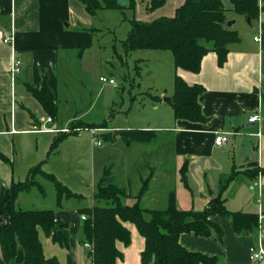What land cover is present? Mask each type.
Masks as SVG:
<instances>
[{
  "label": "crops",
  "instance_id": "1",
  "mask_svg": "<svg viewBox=\"0 0 264 264\" xmlns=\"http://www.w3.org/2000/svg\"><path fill=\"white\" fill-rule=\"evenodd\" d=\"M185 1L165 0L155 9L157 11L147 14L148 2L133 0L134 9L130 10L127 8L130 1L124 0L123 9L112 11H136L137 19L133 15L132 19L151 23L173 17ZM257 1L260 8L258 18L249 24L244 16L233 12L229 0H222L226 23L234 21L230 27H225L235 31L239 38L237 43L227 46V57L222 67L218 66L217 55L212 51L201 59L198 73L175 69L172 58L171 91L165 89L152 97L157 102L156 111L162 108L157 106L169 103L171 113L165 111L166 118L165 114L160 116L165 120L159 126L152 128L146 124L145 128L137 130L150 131L153 135L149 142H136L144 147L140 148L142 157L140 154L138 165H134L138 166L134 186L129 182L118 184L111 175L114 184L123 191L119 200L121 205H133L147 181L146 190L138 201L142 210L164 211L173 194L178 210L201 212L209 200L219 194L222 177L235 174L220 196L229 212L255 215L257 226L250 232L236 233L230 220L213 215L209 221L217 230L210 229L208 235L181 234L178 239L186 251L216 257L221 264H252L249 249L260 247L264 250V0ZM139 6L145 9V13ZM227 12L233 15L226 16ZM96 15L89 16L81 0H0V154L7 159L6 162L0 159V209L13 185L28 183L31 168H39L42 173L54 177L42 170L48 166L49 157L56 156L70 138L78 136L80 130L88 129L80 128L81 124L77 123L82 122L76 120L70 122L68 128L54 125L59 95L63 93L61 85L66 82L67 73L71 72L72 56L91 47V36L103 33L102 29L88 26ZM132 19L128 20L129 23ZM6 36L11 37L9 43L3 42ZM13 61L20 62V71L15 77L10 72ZM137 62L140 65L138 70L135 69L142 73L143 60L138 58ZM175 75L188 86L203 88L197 102L205 121L175 118L170 104ZM44 82L56 106L54 117L46 113L28 90L29 87L40 90ZM252 117L257 120L249 122ZM71 126L78 127L79 132L64 136L56 149L50 151L53 141L61 136V132H68ZM92 127L97 130L96 139L99 130L106 137L113 131L106 124ZM118 131L121 130L115 129V134ZM223 134L227 135V142L221 147L215 146V137ZM91 145L99 146L93 144L92 136ZM183 165H186L185 183L181 177ZM31 179L36 185L19 192L14 202L15 209L51 210L56 220L67 224L68 230L67 247L64 248L39 230L44 258H53L58 264H91L89 249L79 239L83 215H79L78 207L66 208L73 197L63 195L59 203L54 187V205L53 200H47L41 187L42 180H49L40 173ZM33 189L39 195H30ZM94 201L96 205L91 207L110 204ZM19 204L25 208H20ZM4 223L0 215V227ZM122 225L130 233V242L128 245L116 243L121 255L115 264H141L145 240L134 224L124 222ZM23 261V251L18 248L14 264H22Z\"/></svg>",
  "mask_w": 264,
  "mask_h": 264
},
{
  "label": "trees",
  "instance_id": "2",
  "mask_svg": "<svg viewBox=\"0 0 264 264\" xmlns=\"http://www.w3.org/2000/svg\"><path fill=\"white\" fill-rule=\"evenodd\" d=\"M129 1L127 8L133 10L135 3H131L133 0ZM229 1L235 14L249 18L250 21L257 20L260 11L257 0ZM81 2L89 16H95L99 10L124 8L118 0H81ZM164 2L165 0H150L147 10L153 11ZM225 12L222 0H186L171 18H160L151 23L132 19L131 29L121 47L126 54L138 50L168 51L172 55L175 69L191 73L199 72L201 59L207 52L212 51L217 55L218 66L222 67L227 57V46L239 41L237 33L225 27ZM28 90L40 102L46 113L54 117L56 106L46 83H43L40 90L32 87ZM202 92L201 86H188L175 75L170 103L175 118L191 122L205 121L197 102ZM77 124H81L80 128H95L82 123ZM78 127L71 126L68 132H61V136L51 144L50 151L56 149L64 136L77 134L80 130L77 129ZM117 134L123 140L142 143L151 141L153 135L150 131L137 130L118 131ZM0 159L7 161L1 154ZM185 166L181 168L184 183ZM38 173L54 184L59 203L63 195L76 197L52 175L42 173L39 168H31L28 183L13 185L8 199L0 209V215L5 222L0 227V264H14L18 248H21L24 254L22 264H58L53 258H44L38 238L39 230L50 237L53 243L63 248L67 247V224L56 220L53 211H22L14 207L19 192L36 185L31 178ZM234 175L222 177L219 182V194L212 197L201 212L178 210L175 207L173 194L170 195L169 204L164 211H155L142 210L138 204L146 190L147 181L143 183L133 205H121L119 200L123 191L114 184L110 171L105 170L98 182L94 200L110 202V204L104 207L78 209L79 215L86 218L79 239L81 244L87 243L92 246V251L88 252L91 264L116 263L121 255L116 243L128 245L130 242V233L122 225L124 222L134 224L145 240L141 264H221L216 257L186 251L180 246L178 239L181 234L199 236L212 228L217 230L209 221L213 215H220L230 220L236 233L250 232L257 226L255 215L229 212L225 207V200L220 196Z\"/></svg>",
  "mask_w": 264,
  "mask_h": 264
},
{
  "label": "rangeland",
  "instance_id": "3",
  "mask_svg": "<svg viewBox=\"0 0 264 264\" xmlns=\"http://www.w3.org/2000/svg\"><path fill=\"white\" fill-rule=\"evenodd\" d=\"M144 1L149 3L150 0ZM144 10L141 9L143 13ZM155 11H147V14ZM137 14L136 11L98 12L88 26L102 29V35L91 36V47L74 53L69 65L71 72L67 73L66 82L61 85L63 93L59 95L54 126L68 128L69 123L76 120L90 126L106 124L113 128L109 137L103 136L102 130H99V146L91 145L90 129L80 130L78 136L70 138L56 156L49 157L48 166L42 167L43 171L53 174L61 185L76 195L69 200L67 209L96 205L94 195L104 169L110 170L118 184L129 182L133 187L138 167L134 165H138L140 148L144 146L134 141L125 142L114 130H141L146 124L155 128L165 120V111L171 113L169 103L157 106L162 108L156 111L157 102L152 98L165 89L171 91V53L138 50L125 56L120 47L131 27L128 20L133 16L137 19ZM230 15L233 14L226 13V16ZM237 27L240 30V25ZM138 58L143 60L142 73L137 71L140 65L136 64ZM101 77L107 81L113 79L115 86L103 84ZM66 92L70 94L66 95ZM163 114L165 118H160ZM41 187L47 200H53L55 205L54 185L42 180ZM30 193H33L30 194L32 196L39 195L35 189ZM19 206L25 208V205Z\"/></svg>",
  "mask_w": 264,
  "mask_h": 264
},
{
  "label": "built area",
  "instance_id": "4",
  "mask_svg": "<svg viewBox=\"0 0 264 264\" xmlns=\"http://www.w3.org/2000/svg\"><path fill=\"white\" fill-rule=\"evenodd\" d=\"M11 40V37L10 36H6L4 39H3V42L4 43H9ZM258 39L255 38V41H257ZM19 71H20V62L19 61H13L11 63V68H10V72H11V76L12 77H15L17 74H19ZM100 82H102L103 84L104 83H108L110 85H113L115 84V81L113 79H109L108 81L101 77L100 78ZM50 120V119H48ZM257 118L256 117H252L249 119V122H254L256 121ZM91 136H92V141H93V144L95 145H98L99 144V141L96 139V129H90L89 130ZM228 140V137L227 135H218L215 137V140H214V144L215 146L217 147H221L223 146ZM255 186L257 185L256 183L254 184ZM82 220H85V216H82L81 217ZM84 247L88 248L89 251H92V246L89 245V244H84ZM249 253H250V261L252 264H264V250L260 247H251L249 249Z\"/></svg>",
  "mask_w": 264,
  "mask_h": 264
},
{
  "label": "water",
  "instance_id": "5",
  "mask_svg": "<svg viewBox=\"0 0 264 264\" xmlns=\"http://www.w3.org/2000/svg\"><path fill=\"white\" fill-rule=\"evenodd\" d=\"M118 2L121 5L125 4L124 0H118ZM247 22L250 24V19L249 18H247ZM233 23H234V21H230V22H227L226 25H227V27H230ZM167 101H169V99H167ZM204 235H208V233L205 232Z\"/></svg>",
  "mask_w": 264,
  "mask_h": 264
}]
</instances>
